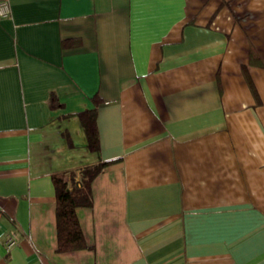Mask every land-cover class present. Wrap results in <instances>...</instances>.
Wrapping results in <instances>:
<instances>
[{"label":"crops","instance_id":"1","mask_svg":"<svg viewBox=\"0 0 264 264\" xmlns=\"http://www.w3.org/2000/svg\"><path fill=\"white\" fill-rule=\"evenodd\" d=\"M9 3L0 264H264V0ZM100 161L58 251L52 175Z\"/></svg>","mask_w":264,"mask_h":264},{"label":"trees","instance_id":"2","mask_svg":"<svg viewBox=\"0 0 264 264\" xmlns=\"http://www.w3.org/2000/svg\"><path fill=\"white\" fill-rule=\"evenodd\" d=\"M77 44L76 39H65L64 46ZM254 94H257L250 80ZM94 106L77 112L87 137L90 150L100 148V138L97 125V112L102 99L98 93L92 96ZM113 161H100L83 167L79 174L76 170L54 173L52 175L56 189V222L58 251H72L88 247L84 232L78 219L76 209L79 206H91L92 182Z\"/></svg>","mask_w":264,"mask_h":264},{"label":"built area","instance_id":"3","mask_svg":"<svg viewBox=\"0 0 264 264\" xmlns=\"http://www.w3.org/2000/svg\"><path fill=\"white\" fill-rule=\"evenodd\" d=\"M11 8L9 0H0V16L5 17L10 14ZM15 240L13 239L11 243H14Z\"/></svg>","mask_w":264,"mask_h":264}]
</instances>
